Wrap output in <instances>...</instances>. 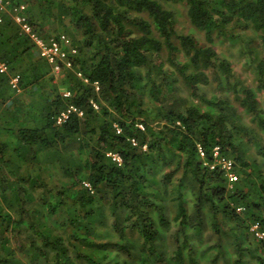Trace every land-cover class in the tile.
<instances>
[{"label":"trees","instance_id":"trees-1","mask_svg":"<svg viewBox=\"0 0 264 264\" xmlns=\"http://www.w3.org/2000/svg\"><path fill=\"white\" fill-rule=\"evenodd\" d=\"M2 3L24 4L39 35L66 32L78 52L60 82L70 98L53 87L38 117L14 104L2 110L10 75L18 73L20 88L29 90L46 72L27 36L0 11V61L8 65L0 73V264H264V239L250 231L257 222L264 232V108L252 88L228 80L231 63L213 46L214 36L235 39L239 29L264 47V0ZM172 4L184 6L209 44L176 30ZM250 63L264 90V60ZM77 71L97 81L100 94ZM218 78L232 97L205 99L199 90ZM178 91L187 99L171 100ZM69 102L84 118L56 125ZM252 144L260 161L248 157ZM216 145L235 163L232 188L210 169ZM108 151L121 156L120 165ZM53 173L60 179L52 181ZM103 219L118 236L109 250L95 236ZM111 248L126 259L108 257Z\"/></svg>","mask_w":264,"mask_h":264},{"label":"rangeland","instance_id":"rangeland-1","mask_svg":"<svg viewBox=\"0 0 264 264\" xmlns=\"http://www.w3.org/2000/svg\"><path fill=\"white\" fill-rule=\"evenodd\" d=\"M170 6L175 9V28L179 33L193 34V36L200 43H205L206 45L209 44L205 41L203 32L195 29L189 22L184 6L180 4H172ZM51 27V24L47 25V29ZM63 33L69 36L66 32ZM233 33L235 35H238V37L233 39L231 36L232 33H228L226 35H218L216 37L214 36V49L218 54V58L220 60L226 59L231 63L233 74L229 76L228 80L232 82L239 80L238 82H242L244 85L252 88L256 97L260 100L261 107L264 108V90H260L257 88V74L255 67L251 72H239L241 65H250L249 63L251 62L252 57H254L256 62L261 59L264 60V47L252 32L235 29ZM34 49L35 53L38 54L35 47ZM42 61L44 60L42 59ZM42 61L41 63L44 66L43 71L46 72V75L42 77L39 82L33 84V87L31 86L32 88L30 87L29 90L25 91L24 89L22 90L20 88V91H15L10 87V89H12L10 99H6V102L2 105V110L8 109L6 111L9 112L11 106L14 104V106H16L17 108H20L22 111L28 113L26 114L27 117H38L40 112L39 104L42 103L43 99H45L46 97L49 96L50 98V96L53 94V87L57 89V93H61L66 90L65 87L60 85L63 73L60 76H54L51 73L50 68L48 66H45L46 64ZM234 69H237L238 71H234ZM224 86V80L218 78L217 80L212 81L209 85L204 86L199 91H201L205 99H219L225 96L232 97V92L227 87L223 88ZM174 97L176 99H187L183 91L176 92L175 96H173L171 100H174ZM249 149L250 151L248 153V157L255 160L258 159L260 161L261 156L256 151V144L250 145ZM53 172H56V168H54ZM60 176L61 175L53 173V177L51 179L55 182L56 179H60ZM59 215L60 217H63L64 212H61ZM110 221V219H103V222L99 223L98 221H96L94 225L96 227L95 236H98L96 240L107 242V250L110 249L112 242L118 238L113 230L110 229ZM65 228L64 232L70 231V228ZM207 238L213 241L217 239V236L214 233H209ZM52 253L53 252L50 248L46 250V254L49 257L52 256ZM110 255L112 256L111 258L120 260L119 262H122L124 259H126V256L123 254V252L114 251L112 250V248L108 252V257ZM43 264L48 263L44 261ZM77 264H84V262Z\"/></svg>","mask_w":264,"mask_h":264},{"label":"built area","instance_id":"built-area-1","mask_svg":"<svg viewBox=\"0 0 264 264\" xmlns=\"http://www.w3.org/2000/svg\"><path fill=\"white\" fill-rule=\"evenodd\" d=\"M24 9V4L19 3L10 6L6 3H2V0H0V11L8 13L12 20L17 23L20 28L19 33L27 36L31 44L36 48L39 57L50 66L54 75H59L65 68H73L76 63L75 56L78 51L77 48L73 46L71 39L64 33H61L58 36L52 35L47 38L42 37L29 23L27 16L24 14ZM0 73H8V65L4 61H0ZM76 74L85 83L90 84L97 94H100V84L97 81L90 82L89 79L83 76L79 71H77ZM19 81L20 75L18 73L9 76V86L15 91H20ZM61 94L64 98L71 97V91L68 89L64 90ZM89 102L95 111H99L100 106L95 100H93V98H91ZM73 115H76L79 118H84L85 111L75 103L69 102L55 115L54 122L56 125H61L67 122ZM135 125L140 129H144V125L141 121L136 122ZM113 126L116 133L120 134L121 127L117 123H113ZM129 140L133 145H137L134 138H130ZM143 148H145V145ZM198 151L200 156L203 157L204 151L200 145H198ZM106 155L118 165L121 164L122 158L117 152L108 151ZM212 159L210 169L221 170L228 180L229 188H232L234 182L238 180V176L234 171L235 163L233 159L223 155L219 145L213 147ZM85 185L89 186L87 183H85ZM240 210H242V208H237V211ZM250 231L256 239H264V232L259 229V224L257 222L251 224Z\"/></svg>","mask_w":264,"mask_h":264},{"label":"crops","instance_id":"crops-1","mask_svg":"<svg viewBox=\"0 0 264 264\" xmlns=\"http://www.w3.org/2000/svg\"><path fill=\"white\" fill-rule=\"evenodd\" d=\"M47 64V63H46ZM250 65L249 66H247V65H241L240 67V69H239V72H241V73H243V71H249V72H251L253 69H254V67H255V65L254 64H251V63H249ZM47 66L50 68V66L47 64ZM255 69H256V67H255ZM235 70H237V69H234V71ZM50 71H51V69H50ZM238 71V70H237ZM51 73H52V71H51ZM236 75V74H235ZM244 82V81H243ZM33 87V86H32ZM31 87V88H32ZM27 90V89H26ZM25 90V91H26ZM264 100V99H263ZM250 151V150H249ZM258 162V161H257ZM257 167H258V165H257ZM250 170L251 171V168L250 167H248L247 168V170ZM240 184H241V182H240Z\"/></svg>","mask_w":264,"mask_h":264}]
</instances>
